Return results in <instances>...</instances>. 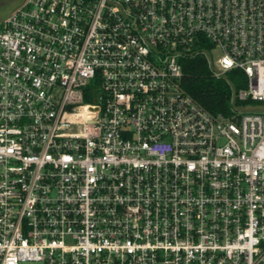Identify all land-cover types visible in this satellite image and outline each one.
Returning <instances> with one entry per match:
<instances>
[{
  "label": "built area",
  "instance_id": "obj_1",
  "mask_svg": "<svg viewBox=\"0 0 264 264\" xmlns=\"http://www.w3.org/2000/svg\"><path fill=\"white\" fill-rule=\"evenodd\" d=\"M198 55L245 72L231 116L184 90ZM27 262L264 264V0H27L0 21V264Z\"/></svg>",
  "mask_w": 264,
  "mask_h": 264
},
{
  "label": "trees",
  "instance_id": "obj_2",
  "mask_svg": "<svg viewBox=\"0 0 264 264\" xmlns=\"http://www.w3.org/2000/svg\"><path fill=\"white\" fill-rule=\"evenodd\" d=\"M206 48H211L208 43ZM182 86L201 106L213 115L233 114L234 91L247 87V76L241 69H233L226 78H216L204 55L185 59ZM87 101L88 97L86 98Z\"/></svg>",
  "mask_w": 264,
  "mask_h": 264
},
{
  "label": "rangeland",
  "instance_id": "obj_3",
  "mask_svg": "<svg viewBox=\"0 0 264 264\" xmlns=\"http://www.w3.org/2000/svg\"><path fill=\"white\" fill-rule=\"evenodd\" d=\"M27 0H0V21L9 18L15 10L21 7ZM214 60L220 55L219 51H212ZM21 264H40L38 262H27Z\"/></svg>",
  "mask_w": 264,
  "mask_h": 264
}]
</instances>
